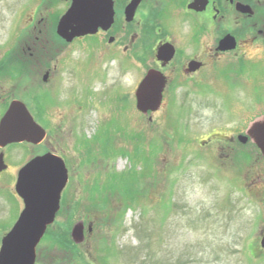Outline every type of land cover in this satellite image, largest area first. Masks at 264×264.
Wrapping results in <instances>:
<instances>
[{"label": "rangeland", "instance_id": "1", "mask_svg": "<svg viewBox=\"0 0 264 264\" xmlns=\"http://www.w3.org/2000/svg\"><path fill=\"white\" fill-rule=\"evenodd\" d=\"M57 12L43 0H0V43L15 46L39 35L43 44L37 51L29 47L31 53L42 58L57 51L60 44L44 35L45 22L56 20ZM84 45L65 49L64 57L87 58ZM111 58H105L104 76L60 77L66 98H58L55 134L71 180L36 264H260L245 250L251 225L236 193L238 177L211 173L200 156L197 140L208 129L210 111L194 109L191 131L174 108L139 112L136 77ZM254 71L234 88L249 110L245 126L252 127L264 123V65ZM243 116L237 112V120ZM79 222H85V241L77 246L71 234Z\"/></svg>", "mask_w": 264, "mask_h": 264}, {"label": "flooded vegetation", "instance_id": "2", "mask_svg": "<svg viewBox=\"0 0 264 264\" xmlns=\"http://www.w3.org/2000/svg\"><path fill=\"white\" fill-rule=\"evenodd\" d=\"M43 1L58 9V18L46 21L44 30L60 44L57 51H46L42 58L31 53L29 47L37 51L36 44H43L39 35L33 42L22 37L15 46L0 43V250L25 209L17 182L30 163L46 156L64 162L69 181L61 205L66 202L71 171L55 134L65 97L60 77L71 73L78 82L85 74L104 76L105 58L111 55L110 62H118L121 71L136 77L134 91L149 74L162 78L165 88L157 113L174 108L183 113L187 127L194 109L210 111L207 131L196 137L200 156L212 165L211 173L238 177L236 193L249 208L251 225L245 250L264 264V154L255 141L260 135L257 126L252 122L245 126L249 110L240 105L234 90L235 82L247 84L254 70L264 65V0H140L136 6L137 0H111L113 24L71 44L56 31L73 0ZM62 3L67 6L64 15ZM83 43L87 58L64 57L65 49ZM133 99L136 103V92ZM15 103L23 105L20 111L25 108L34 121L31 131H24L30 124L25 113L13 115ZM238 111L244 114L239 120ZM15 135L25 139L15 141Z\"/></svg>", "mask_w": 264, "mask_h": 264}, {"label": "water", "instance_id": "3", "mask_svg": "<svg viewBox=\"0 0 264 264\" xmlns=\"http://www.w3.org/2000/svg\"><path fill=\"white\" fill-rule=\"evenodd\" d=\"M139 1L137 0L133 6ZM113 18L111 0H73L71 8L58 24L57 35L70 44L75 39L96 34L100 28H109L113 24ZM164 88L165 83L160 76L149 74L136 91L139 112L143 114L157 112L161 107ZM20 107L24 106L14 104L13 115L25 113L29 117L30 124L26 125L24 131H31L36 127L34 121L27 110L22 108L20 111ZM256 126L255 130L260 135L255 141L264 154V123ZM14 133L17 134L16 129ZM17 136L19 135H15V141L25 139ZM68 181L69 176L64 162L51 156L38 159L22 170L17 182V193L24 201L25 209L2 242L0 264H36L37 248L48 228L55 223ZM71 238L77 246L84 243L82 224H77L73 228Z\"/></svg>", "mask_w": 264, "mask_h": 264}]
</instances>
